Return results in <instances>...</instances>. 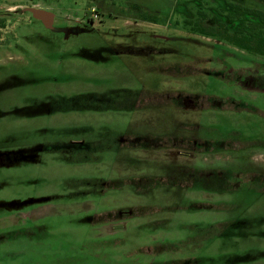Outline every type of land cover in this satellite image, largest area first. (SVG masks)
Here are the masks:
<instances>
[{
	"label": "rangeland",
	"instance_id": "obj_1",
	"mask_svg": "<svg viewBox=\"0 0 264 264\" xmlns=\"http://www.w3.org/2000/svg\"><path fill=\"white\" fill-rule=\"evenodd\" d=\"M230 3L0 0V264H264V57L187 24Z\"/></svg>",
	"mask_w": 264,
	"mask_h": 264
},
{
	"label": "trees",
	"instance_id": "obj_2",
	"mask_svg": "<svg viewBox=\"0 0 264 264\" xmlns=\"http://www.w3.org/2000/svg\"><path fill=\"white\" fill-rule=\"evenodd\" d=\"M253 5L244 3L227 4L233 27L217 17H209L198 11L197 19L187 24L191 31H199L220 42L227 43L248 54L264 57V0H253Z\"/></svg>",
	"mask_w": 264,
	"mask_h": 264
},
{
	"label": "water",
	"instance_id": "obj_3",
	"mask_svg": "<svg viewBox=\"0 0 264 264\" xmlns=\"http://www.w3.org/2000/svg\"><path fill=\"white\" fill-rule=\"evenodd\" d=\"M26 10L31 13L33 19L40 21L45 28L50 29L52 27L54 19V15L52 13L34 8Z\"/></svg>",
	"mask_w": 264,
	"mask_h": 264
}]
</instances>
